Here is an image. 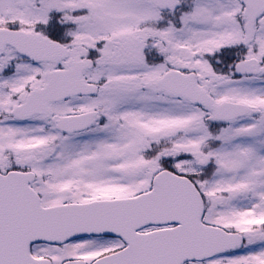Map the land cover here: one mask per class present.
I'll list each match as a JSON object with an SVG mask.
<instances>
[{"label": "snow or ice", "instance_id": "1", "mask_svg": "<svg viewBox=\"0 0 264 264\" xmlns=\"http://www.w3.org/2000/svg\"><path fill=\"white\" fill-rule=\"evenodd\" d=\"M0 264H264V0H0Z\"/></svg>", "mask_w": 264, "mask_h": 264}]
</instances>
